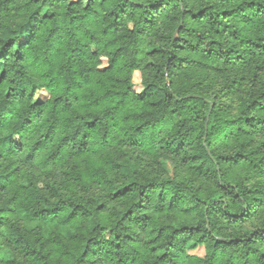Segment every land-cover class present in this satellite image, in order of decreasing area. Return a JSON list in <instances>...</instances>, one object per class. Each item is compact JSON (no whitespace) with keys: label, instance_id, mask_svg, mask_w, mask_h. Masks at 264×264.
<instances>
[{"label":"clouds","instance_id":"1","mask_svg":"<svg viewBox=\"0 0 264 264\" xmlns=\"http://www.w3.org/2000/svg\"><path fill=\"white\" fill-rule=\"evenodd\" d=\"M0 264H264V0H0Z\"/></svg>","mask_w":264,"mask_h":264}]
</instances>
